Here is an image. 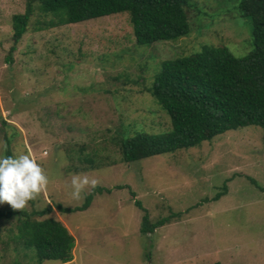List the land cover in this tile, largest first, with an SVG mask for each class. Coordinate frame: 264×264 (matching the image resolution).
Segmentation results:
<instances>
[{
	"label": "rangeland",
	"instance_id": "obj_1",
	"mask_svg": "<svg viewBox=\"0 0 264 264\" xmlns=\"http://www.w3.org/2000/svg\"><path fill=\"white\" fill-rule=\"evenodd\" d=\"M27 4L0 0V155H8L9 143L12 155L29 154L40 164L49 182L22 209L32 214L52 207L32 216L61 221L75 238L72 260L42 264H264L262 128L229 130L196 147L122 162L119 147L107 143L117 124L132 135L142 127L158 130L164 120L149 91L161 64L131 59L136 39L127 13L31 28L9 63L12 17ZM188 10L189 35L154 42L150 53L173 59L224 45L242 56L254 48L250 22L231 0H191ZM49 18L36 11L32 22ZM113 51L122 58L103 59ZM81 143L89 146L82 153ZM93 150L97 168L74 172L75 165H87L79 156ZM73 175L95 178L110 191L96 192L90 206L76 209L94 187L73 199ZM11 208L0 204V210ZM146 212L150 222L165 224L143 232ZM15 224L16 218L0 220V264H39L35 249L26 253L7 239Z\"/></svg>",
	"mask_w": 264,
	"mask_h": 264
},
{
	"label": "trees",
	"instance_id": "obj_2",
	"mask_svg": "<svg viewBox=\"0 0 264 264\" xmlns=\"http://www.w3.org/2000/svg\"><path fill=\"white\" fill-rule=\"evenodd\" d=\"M33 1L28 0L24 13L12 17L14 45L6 57L9 63L17 43L31 28L41 30L127 13L136 39L131 59L143 66L153 62L161 64L149 91L155 104L158 103V108L165 113L164 120L156 123L158 130L142 127L132 135L123 123H118L115 135L108 138L107 143L111 141L113 146L119 147L122 162L131 163L151 155L196 147L229 130L250 125L262 128L264 143V0H231L233 8L250 22L254 45L250 52L239 56L224 45H203L198 52L173 59L162 58L157 51L155 57L147 47L157 41L189 35L193 28L188 10L191 0H40L38 7ZM36 11L45 18L51 15V18L32 22ZM122 55L113 51L102 57L115 61ZM86 147L81 143L78 151L82 153ZM10 150L7 143L8 155H12ZM96 155L98 151L93 150L91 154L79 156V161L87 165H75L74 172L97 168ZM104 189L110 191L94 187L86 203L76 209H86L91 196ZM60 210L66 212L68 209L61 207ZM50 211L52 207L32 214ZM32 214L23 209L0 210V220L16 218L15 230L10 229L13 234H7V239L16 242L19 248H26V253L35 249L34 259L39 264L46 259L61 263L72 260L75 238L69 229L52 217L38 220ZM165 220L152 223L146 212L142 231L152 232L164 225ZM3 237L0 231V240Z\"/></svg>",
	"mask_w": 264,
	"mask_h": 264
},
{
	"label": "clouds",
	"instance_id": "obj_3",
	"mask_svg": "<svg viewBox=\"0 0 264 264\" xmlns=\"http://www.w3.org/2000/svg\"><path fill=\"white\" fill-rule=\"evenodd\" d=\"M48 182L44 169L29 154L0 155V204L7 202L13 209H22ZM96 184L95 178L73 175L71 197L79 199L85 186Z\"/></svg>",
	"mask_w": 264,
	"mask_h": 264
}]
</instances>
